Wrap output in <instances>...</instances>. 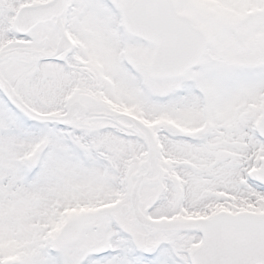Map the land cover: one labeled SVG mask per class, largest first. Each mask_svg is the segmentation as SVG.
Instances as JSON below:
<instances>
[{"label": "snow or ice", "instance_id": "1", "mask_svg": "<svg viewBox=\"0 0 264 264\" xmlns=\"http://www.w3.org/2000/svg\"><path fill=\"white\" fill-rule=\"evenodd\" d=\"M0 264H264V0H0Z\"/></svg>", "mask_w": 264, "mask_h": 264}]
</instances>
